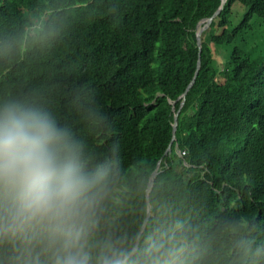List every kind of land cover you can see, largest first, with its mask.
Listing matches in <instances>:
<instances>
[{
  "label": "trees",
  "instance_id": "1",
  "mask_svg": "<svg viewBox=\"0 0 264 264\" xmlns=\"http://www.w3.org/2000/svg\"><path fill=\"white\" fill-rule=\"evenodd\" d=\"M221 5L0 0V39L57 9L56 30L46 42L0 58V94H37L98 155L115 142L122 169L149 177L157 170L154 199L208 231L218 218L264 224V39L257 33L264 0H227L201 34L200 55L199 24ZM199 60V76L180 100ZM86 98L107 118L99 133L87 128L79 106ZM175 114L176 139L166 154Z\"/></svg>",
  "mask_w": 264,
  "mask_h": 264
},
{
  "label": "clouds",
  "instance_id": "2",
  "mask_svg": "<svg viewBox=\"0 0 264 264\" xmlns=\"http://www.w3.org/2000/svg\"><path fill=\"white\" fill-rule=\"evenodd\" d=\"M56 11L0 39V58L46 42ZM79 106L90 131L106 127L91 99ZM116 150L98 155L35 93L0 94V264H264L258 218L208 231L156 201L153 178L122 169Z\"/></svg>",
  "mask_w": 264,
  "mask_h": 264
},
{
  "label": "water",
  "instance_id": "3",
  "mask_svg": "<svg viewBox=\"0 0 264 264\" xmlns=\"http://www.w3.org/2000/svg\"><path fill=\"white\" fill-rule=\"evenodd\" d=\"M226 2H227V0H222V5H221L219 11L211 19H209V20H207V21L202 22L201 24H199L198 34H197V44H198V47H199V54L200 55H201V50H202L201 34H202V32H204L211 25V23L213 22V20L217 18V16L220 14V12L222 11V9L224 8ZM199 72H200V60L198 61V64H197L196 73H195V75H194V77H193L190 85L187 87L185 93L181 96L180 100H185L186 99L188 92L192 89V87L194 86V84H195V82H196V80H197V78L199 76ZM173 111H175V103L173 104ZM177 116H178V114H175V116H174L173 139H172L171 144L169 145V148H168L166 154L171 153L173 142L176 139V131H177V127H178V119H177ZM160 165H161V162L158 163L157 169L160 167ZM157 174H158V172L156 170L153 173V175L151 176L153 178V181H155V178H156Z\"/></svg>",
  "mask_w": 264,
  "mask_h": 264
},
{
  "label": "rangeland",
  "instance_id": "4",
  "mask_svg": "<svg viewBox=\"0 0 264 264\" xmlns=\"http://www.w3.org/2000/svg\"><path fill=\"white\" fill-rule=\"evenodd\" d=\"M257 33H258V35H259V40L261 39H264V27L263 28H260V29H258V31H257ZM259 55V54H258ZM177 154L179 155V152H177Z\"/></svg>",
  "mask_w": 264,
  "mask_h": 264
},
{
  "label": "built area",
  "instance_id": "5",
  "mask_svg": "<svg viewBox=\"0 0 264 264\" xmlns=\"http://www.w3.org/2000/svg\"><path fill=\"white\" fill-rule=\"evenodd\" d=\"M183 154H185V153H183Z\"/></svg>",
  "mask_w": 264,
  "mask_h": 264
}]
</instances>
